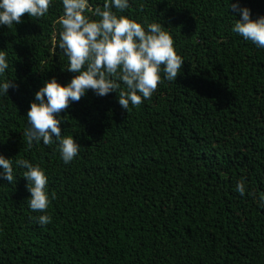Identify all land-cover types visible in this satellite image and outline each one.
I'll return each instance as SVG.
<instances>
[{"label": "trees", "instance_id": "trees-1", "mask_svg": "<svg viewBox=\"0 0 264 264\" xmlns=\"http://www.w3.org/2000/svg\"><path fill=\"white\" fill-rule=\"evenodd\" d=\"M128 2L112 10L146 31L162 25L184 64L128 111L115 92L71 102L61 132L81 147L68 164L55 138L29 148L23 135L35 92L77 75L58 48L62 0L44 17L0 25L9 64L0 84L18 85L0 94V155L14 177L0 179V264H264V48L232 31L241 17L231 7L255 20L264 0ZM104 3L89 0L93 11ZM21 158L48 178L47 225L29 207Z\"/></svg>", "mask_w": 264, "mask_h": 264}, {"label": "clouds", "instance_id": "clouds-1", "mask_svg": "<svg viewBox=\"0 0 264 264\" xmlns=\"http://www.w3.org/2000/svg\"><path fill=\"white\" fill-rule=\"evenodd\" d=\"M51 3L52 0H0V25L12 28L22 22L25 14L44 17ZM62 5L58 48L69 60L66 70L77 75L66 85L53 77L35 92L26 115L30 126L23 135L29 148L33 141L38 144L42 140L45 145H51L55 138L59 142L61 159L68 164L81 147L73 136L61 132L60 113L71 102H79L88 90L101 97L115 92L121 108L128 111L129 105L138 107L151 98L162 82L161 72L168 81H176L184 60L177 54L172 36L162 25L149 23L146 31L141 23L125 15L118 16L112 10L115 8L122 13L129 8L128 0H105L103 7L97 6L94 11L89 0H62ZM231 7L241 17L236 19L232 31L264 48V16L252 19L250 9L240 8L238 2ZM89 11L100 19H92L87 15ZM6 55L0 50V75L9 67ZM119 82L125 87L121 88ZM17 87L14 81H5L0 84V94H8L9 88ZM15 163L26 169L23 177L28 181L30 209L45 213L37 218L38 223H51L52 218L47 214L50 200L45 171L27 159H17ZM0 167L3 169L0 179L13 183L12 160L0 155ZM235 191L245 194L243 179L236 184ZM260 199L264 201V194Z\"/></svg>", "mask_w": 264, "mask_h": 264}]
</instances>
